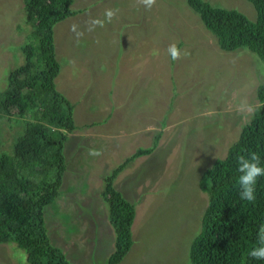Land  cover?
<instances>
[{
    "label": "rangeland",
    "instance_id": "1",
    "mask_svg": "<svg viewBox=\"0 0 264 264\" xmlns=\"http://www.w3.org/2000/svg\"><path fill=\"white\" fill-rule=\"evenodd\" d=\"M207 1L257 18L248 0ZM185 2L156 0L147 9L137 0H76L72 9L80 12L55 26L57 55L68 62L57 89L75 104L81 128L66 142L61 194L45 207V221L52 242L75 264H107L116 233L101 195L104 178L127 155L152 146L159 131L154 151L136 158L113 183L137 211L133 245L119 264H192L191 244L209 202L201 186L210 187L205 171L227 155L259 104L264 61L247 47L221 49ZM106 9L118 10L112 22L89 31L92 20H105ZM147 19H161L163 26H144ZM25 20L23 0H0V91L9 71L25 63L21 46L31 30ZM74 23L79 38L70 30ZM182 41L181 57L173 60L167 49ZM144 48L148 54H141ZM8 117L0 116L3 147L17 133ZM114 125L121 130L113 138L107 133ZM93 150L101 154L90 155ZM25 262V250L0 243V264Z\"/></svg>",
    "mask_w": 264,
    "mask_h": 264
},
{
    "label": "trees",
    "instance_id": "2",
    "mask_svg": "<svg viewBox=\"0 0 264 264\" xmlns=\"http://www.w3.org/2000/svg\"><path fill=\"white\" fill-rule=\"evenodd\" d=\"M23 1L24 24L31 25L28 41L21 46L25 63L9 71L0 91V116H9L10 126L17 128L7 147L1 145L4 138L0 137V243L13 242L25 250V264H75L52 242L45 207L56 204L61 194L68 165L66 142L70 133L81 128L76 123L75 104L57 89L56 81L68 62L62 57V63L57 55L55 26L76 13L72 9L76 0ZM248 1L257 11L255 20L207 0H186L217 37L221 49L247 47L264 61V0ZM148 22L163 25L161 19ZM17 28L23 30L21 23ZM257 94L259 104L239 139L205 171L210 187L201 186L209 192V202L201 231L191 244L192 264H264L249 255L257 246L258 228L264 224V176L258 179L253 202L240 198L236 183L240 175L236 157L241 152L259 153L264 165V82ZM161 136L159 131L152 146L140 147L104 178L107 183L101 195L116 233L115 251L107 264H119L129 253L137 213L134 201L114 186V180L137 157L154 151Z\"/></svg>",
    "mask_w": 264,
    "mask_h": 264
},
{
    "label": "clouds",
    "instance_id": "3",
    "mask_svg": "<svg viewBox=\"0 0 264 264\" xmlns=\"http://www.w3.org/2000/svg\"><path fill=\"white\" fill-rule=\"evenodd\" d=\"M137 2L142 4L147 9H151L156 4V0H137ZM117 11L118 10L114 9H106L104 13L105 20H100L99 18L92 20L90 22L92 27L89 28V31L93 30V28H95L97 25L103 27L105 21L111 23ZM79 12L80 11H76L74 15L78 14ZM74 15H71V17ZM70 30L76 34L77 38L83 35L81 31H78V25L75 23L71 26ZM167 51L173 60L180 59L181 50L176 43L170 44ZM183 54L188 55V52L185 50ZM100 154L101 153L98 150H93L90 152V155L93 156ZM236 161L237 171L240 173L236 181L240 189V198L242 200L253 202L256 199L255 191L258 179L264 176V165L261 164V157L259 153L255 151H249L247 153L241 152L237 155ZM249 255L254 259L264 260V224H261L258 228L257 246L251 249Z\"/></svg>",
    "mask_w": 264,
    "mask_h": 264
},
{
    "label": "crops",
    "instance_id": "4",
    "mask_svg": "<svg viewBox=\"0 0 264 264\" xmlns=\"http://www.w3.org/2000/svg\"><path fill=\"white\" fill-rule=\"evenodd\" d=\"M77 15V14H76ZM75 16V15H74ZM73 17V16H72ZM70 18V17H69ZM68 19V18H67ZM64 21H66V20H64ZM62 22V21H61ZM145 22H147V23H145ZM145 22H143V23H145V25L144 26H146V25H151L149 22H148V19L147 20H145ZM60 23V22H59ZM153 26V25H152ZM161 26V25H160ZM163 26V25H162ZM123 28V27H122ZM154 29H156V30H158V28H159V26H154L153 27ZM123 29H125V28H123ZM55 31H56V28H55ZM141 32H144L143 30H141ZM161 32V31H160ZM128 33V32H127ZM56 35H57V33H56ZM55 43H56V47H57V49L56 50H58V45H57V41H55ZM143 49V48H142ZM142 49H141V51H142ZM140 51V52H141ZM149 53V48H144V51H143V53H141V54H148ZM67 64V63H66ZM65 64V65H66ZM64 65V66H65ZM63 69H64V67H63ZM59 79H62V78H59ZM91 111V110H90ZM92 113H94V114H96L97 112L95 111V110H92ZM101 113V112H100ZM106 118H108V116H106ZM109 119V118H108ZM167 122V118H164L163 120H162V123L163 124H165V123ZM95 124V123H94ZM94 124L92 125L93 127H94ZM120 128H118V127H116L115 125L111 128V130H109L108 131V133H107V135L109 136V137H119L120 135H119V133H120ZM157 134V133H156ZM162 135H163V131H162ZM144 147V146H143ZM136 152V151H135ZM153 152V151H152ZM133 153H131V154H129V155H127L126 156V158L127 157H129V156H131ZM150 154V153H149ZM142 156V155H141ZM141 156H139V157H141ZM139 157H137V158H139ZM136 160H134L132 163H131V165L135 162ZM130 165V166H131ZM125 192V191H124Z\"/></svg>",
    "mask_w": 264,
    "mask_h": 264
}]
</instances>
